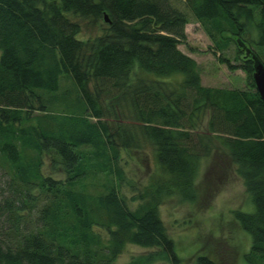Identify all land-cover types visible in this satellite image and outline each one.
Returning a JSON list of instances; mask_svg holds the SVG:
<instances>
[{"label": "trees", "instance_id": "obj_1", "mask_svg": "<svg viewBox=\"0 0 264 264\" xmlns=\"http://www.w3.org/2000/svg\"><path fill=\"white\" fill-rule=\"evenodd\" d=\"M170 1L0 0V178L7 192L0 193V264H113L127 245L158 250L138 264L159 256L177 264L158 207L171 197L195 201L201 162L216 147L235 165L253 207L232 212L249 239L242 261L264 264V102L251 82L252 63L242 58L238 66L245 90L202 86L195 61L177 48L188 17ZM175 1L209 37L224 33V24L238 38L252 26L255 38L244 44L264 48V0ZM94 27L99 33L83 36ZM59 79L60 90L71 87L81 100L76 118L51 114ZM143 143L159 175L129 211L108 179L119 180L121 171L110 164L115 147ZM44 156L64 170V181L41 174ZM97 173L107 177L104 191L90 195L83 182ZM195 264L215 263L197 256Z\"/></svg>", "mask_w": 264, "mask_h": 264}, {"label": "rangeland", "instance_id": "obj_2", "mask_svg": "<svg viewBox=\"0 0 264 264\" xmlns=\"http://www.w3.org/2000/svg\"><path fill=\"white\" fill-rule=\"evenodd\" d=\"M170 4L183 11L188 17L189 23L184 27V44H179L177 48L195 61L201 85L210 88L245 90L247 76L238 67L242 61V54L237 53L235 41L239 39L246 43L247 38L254 39L253 27L249 26L247 32L238 38L234 35L236 33L234 26L228 23L224 24V33L221 35L210 29L212 36L209 37L207 26L195 22L180 2L172 0ZM98 24L102 26L101 22ZM98 28L84 31L83 36L96 35L99 33ZM216 44L219 49L215 47ZM248 48L264 61V48H256L253 45ZM219 57L225 58L229 64L236 66V69H227L219 62ZM61 81L62 79L55 96L49 95L51 114L76 118L83 108L81 100L76 97L67 79L63 80V84L65 90L70 87V91L60 90ZM62 93L63 96H59ZM39 114H41L39 111L33 113V115ZM108 122L111 124L112 120ZM142 145L139 150H123L115 147L116 156L110 164V168L112 165L113 168L116 167L121 171L119 180L111 175L108 179L114 181V187L129 211L137 209L145 201L139 197L148 186L153 184L156 175H159L152 148L145 143ZM108 156H111V151L108 152ZM41 174L60 181H64L66 177L64 170L59 166L51 165L45 156L42 158ZM4 180L0 178V193L7 196L6 190L3 191ZM106 181L107 177L103 173H97L94 179L88 178L83 183L86 184L88 194L96 195L104 191ZM90 183L93 185L90 186ZM194 184L193 203L179 202L175 197H171L158 207V216L174 244L177 264H195L197 256H205L215 264H244L241 255L246 253L249 239L234 222L232 212L251 213L253 207L245 193L241 178L235 173V165L225 151L216 147L202 160ZM93 231L102 239L106 236L103 229L93 228ZM157 251V249L127 245L113 264H138L142 258ZM159 257L152 264H173L166 258Z\"/></svg>", "mask_w": 264, "mask_h": 264}, {"label": "water", "instance_id": "obj_3", "mask_svg": "<svg viewBox=\"0 0 264 264\" xmlns=\"http://www.w3.org/2000/svg\"><path fill=\"white\" fill-rule=\"evenodd\" d=\"M104 20L105 22L107 21L106 19ZM235 44L239 51L243 53V57L248 58L251 61V82L258 98L264 102V65L239 39L235 41Z\"/></svg>", "mask_w": 264, "mask_h": 264}, {"label": "bare ground", "instance_id": "obj_4", "mask_svg": "<svg viewBox=\"0 0 264 264\" xmlns=\"http://www.w3.org/2000/svg\"><path fill=\"white\" fill-rule=\"evenodd\" d=\"M243 43V45L245 46V47H247L245 44H244V42H242ZM248 48V47H247Z\"/></svg>", "mask_w": 264, "mask_h": 264}, {"label": "flooded vegetation", "instance_id": "obj_5", "mask_svg": "<svg viewBox=\"0 0 264 264\" xmlns=\"http://www.w3.org/2000/svg\"><path fill=\"white\" fill-rule=\"evenodd\" d=\"M242 57H243V54H242Z\"/></svg>", "mask_w": 264, "mask_h": 264}]
</instances>
